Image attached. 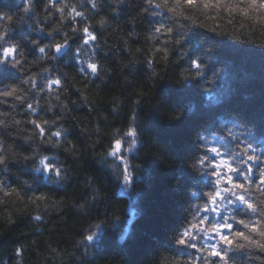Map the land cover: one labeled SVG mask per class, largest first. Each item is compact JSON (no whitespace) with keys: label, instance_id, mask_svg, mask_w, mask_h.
Instances as JSON below:
<instances>
[{"label":"trees","instance_id":"16d2710c","mask_svg":"<svg viewBox=\"0 0 264 264\" xmlns=\"http://www.w3.org/2000/svg\"><path fill=\"white\" fill-rule=\"evenodd\" d=\"M0 264H264V0H0Z\"/></svg>","mask_w":264,"mask_h":264},{"label":"rangeland","instance_id":"374dc122","mask_svg":"<svg viewBox=\"0 0 264 264\" xmlns=\"http://www.w3.org/2000/svg\"><path fill=\"white\" fill-rule=\"evenodd\" d=\"M130 143H132L131 138L129 139V143L126 142V138H125V141H124V142L120 141V142H118L117 145H116V152L118 153V155H117L116 157H118L119 161L122 163V165L124 166V168H125V166H126L127 164L125 163L126 158H125V156H124L125 154H123V151H124V152H126V151L131 152V151L133 150V148L131 149L132 144H130ZM130 149H131V150H130ZM129 152H128V153H129ZM126 155H127V154H126ZM122 185H124V183H122Z\"/></svg>","mask_w":264,"mask_h":264},{"label":"water","instance_id":"95a60500","mask_svg":"<svg viewBox=\"0 0 264 264\" xmlns=\"http://www.w3.org/2000/svg\"><path fill=\"white\" fill-rule=\"evenodd\" d=\"M69 48V43L57 44L54 48V52L57 56H62Z\"/></svg>","mask_w":264,"mask_h":264}]
</instances>
